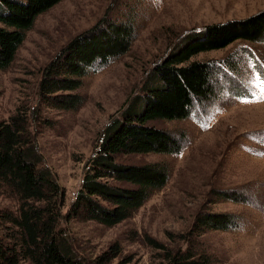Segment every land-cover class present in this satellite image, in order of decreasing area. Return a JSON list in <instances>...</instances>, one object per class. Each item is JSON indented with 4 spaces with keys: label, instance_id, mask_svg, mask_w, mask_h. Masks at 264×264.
Returning a JSON list of instances; mask_svg holds the SVG:
<instances>
[{
    "label": "rangeland",
    "instance_id": "rangeland-1",
    "mask_svg": "<svg viewBox=\"0 0 264 264\" xmlns=\"http://www.w3.org/2000/svg\"><path fill=\"white\" fill-rule=\"evenodd\" d=\"M263 10L264 0H63L37 18L12 66L0 71V120L27 109L42 166L53 171L66 191L64 216L106 126L120 115L129 98L141 93L149 73L181 38L192 30L201 32L207 25L244 19ZM103 19L132 26L135 39L129 53L99 71L89 69L76 92L85 98L78 110L40 104L38 87L45 67ZM228 58L237 71L224 70L228 80L219 75L214 103L207 108L197 105L186 119L149 124L185 133L183 153L119 158L127 165H168L171 177L165 188L155 192L132 218L112 228L63 220L61 228L85 264H94L115 243L121 245L123 256L109 264H125L128 257H133L132 264H153L157 252L147 237L176 247L169 233L176 238L188 233L204 211L237 218L230 229L209 231L200 238L199 249L211 256L212 264H264V43H238L191 61ZM229 193L237 199L231 200ZM2 208L16 210L17 203L0 197Z\"/></svg>",
    "mask_w": 264,
    "mask_h": 264
},
{
    "label": "trees",
    "instance_id": "trees-1",
    "mask_svg": "<svg viewBox=\"0 0 264 264\" xmlns=\"http://www.w3.org/2000/svg\"><path fill=\"white\" fill-rule=\"evenodd\" d=\"M62 1L0 0V71L12 66L37 18ZM134 39L130 24L106 19L78 35L45 67L38 87L39 103L78 110L85 98L76 92L83 87L89 69L99 71L128 54ZM243 42L264 43V10L183 36L149 73L141 93L129 98L120 115L106 126L103 140L85 165L81 187L66 216V191L53 171L42 166L43 156L32 134L27 109L20 108L8 120H0V197L17 203L16 210L0 209V264H85L71 237L61 228L63 220L96 222L112 228L132 218L155 192L165 188L171 177L168 165H127L119 158L183 153L185 133L149 124L186 119L197 105L207 108L214 103L219 75L228 80L224 70L237 71L236 65L232 58L219 62L191 60ZM231 193L229 198L237 199ZM236 219L227 213L200 212L188 233L178 238L169 233L176 247L147 237L146 242L157 252L153 264H212L211 256L199 249L200 238L209 231L230 229ZM122 256L121 245L115 243L94 264H109ZM133 261L128 257L125 264Z\"/></svg>",
    "mask_w": 264,
    "mask_h": 264
}]
</instances>
